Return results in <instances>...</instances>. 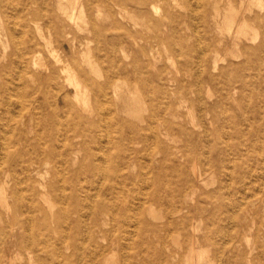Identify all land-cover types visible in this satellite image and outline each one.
I'll return each mask as SVG.
<instances>
[{"label": "rangeland", "instance_id": "1", "mask_svg": "<svg viewBox=\"0 0 264 264\" xmlns=\"http://www.w3.org/2000/svg\"><path fill=\"white\" fill-rule=\"evenodd\" d=\"M1 1L0 87L9 59L15 85L9 101L0 98V185L8 211L24 226L14 230L12 243H0L2 264H264V0H130L121 7L113 0H89L87 6L78 0L83 20L76 23L54 5L44 10L54 13L59 33L43 20H28L26 35L38 40L41 26L56 54L66 49L79 58L86 46L90 55L96 47L104 53L110 46L93 34L96 28L113 40L120 62L136 60L138 82H119L121 96L136 97L132 108L141 120L118 115L108 98L110 115L95 132L99 144L91 147L96 164L90 177L72 174L82 161L92 163L77 147L81 137L74 138L66 169L42 162L37 176L25 170L27 158L60 152L70 132L57 130L51 145L40 116L31 113L39 109L25 100L17 78L23 75L17 57L23 6ZM240 21L252 29L246 37L235 32ZM42 54L53 63L44 47ZM89 105L92 114L82 115L97 119L98 106L92 99ZM117 119L125 121L118 130ZM130 121L144 131L129 129ZM117 155L123 162L114 160ZM237 173L244 174L243 182ZM28 177L35 182L26 186ZM30 186L46 196L31 195ZM154 190L162 200L151 201ZM71 194L78 213L68 218ZM4 205L0 226L8 220Z\"/></svg>", "mask_w": 264, "mask_h": 264}, {"label": "bare ground", "instance_id": "2", "mask_svg": "<svg viewBox=\"0 0 264 264\" xmlns=\"http://www.w3.org/2000/svg\"><path fill=\"white\" fill-rule=\"evenodd\" d=\"M12 1L13 0H2L1 4L2 5L4 4V6L6 7L9 5L11 6L13 5ZM63 1H65L64 6H63ZM113 1L115 6H119V7L126 6L127 4H131L130 0H113ZM252 1H254L258 5H260L261 3L260 2L261 0H252ZM142 2L144 3L145 0H142ZM90 3L91 1L86 0L84 5L87 6ZM17 4L23 6V9H21V11L17 13L18 17H20L19 26L23 27L22 34L24 36V40L22 42V50L19 51L18 49V54H17L18 62L19 65H21L22 67L21 71L23 72V75H18L17 78L18 81L21 82L22 84V89H23L22 93H24V98L29 103V105H32L39 109V111L31 112V113L34 115L37 114L38 117L40 116L39 117L40 125L44 129V135L47 132L48 135L47 141L49 140L51 145H53L55 139L56 140L58 139V137L55 135L57 130L60 129L66 133L70 132V134L68 135L69 138H67V136L64 135L65 136L64 139L66 141L65 143H63L60 152L57 153L52 149L53 151H50L45 155L37 154V157H35L34 160L31 158L30 159L27 158L25 161L28 164L25 170L28 171L29 172L28 174L32 177L39 175L40 170L38 169V165L41 164L42 162L46 164L51 163L52 168L55 167L58 163H60L61 166L64 165L63 167L65 168L69 164V162H71L72 160L71 152L73 151V148L76 147V144H74V138L81 137V142L77 147L83 148L85 150L84 151L85 157L87 159L89 158L92 163L85 164L82 161L78 166V168L74 170V172H72V174L74 176L84 174L87 175V177H90L93 175L91 174V170H93L96 164V162H94L96 161V154H94V152L91 150V147L94 148L96 147V144H99L95 138V132L98 131L100 127H103L100 121L106 120L110 115V111L105 110L104 107V105H106L105 102L109 100L108 98L112 99L114 105L116 106L118 115L120 112H124L125 114L131 116L132 118H135L139 121L141 120L139 118L138 110L132 108L133 102L137 101L135 100L136 97L131 93L129 95L121 96L123 88H122V83L119 82L120 79H124L126 81H131V82L133 81L136 83L138 82V77L136 75V71H137L136 60L135 59L131 60L129 65L120 62L116 54V47L113 40L105 39L106 35L105 33H102L104 32V30H97L96 28L93 29L92 31L93 34L95 35L97 34L98 36L105 37L103 38L102 42H104L106 46H110V47L107 50H105L104 53H100L101 49L99 47H96L95 50L92 52V55H90V51L86 46L85 50H82L79 58H77L74 52H72L70 56H67L66 49H63L61 54H56L51 47L49 37L44 36V34L42 33L41 26L36 27L38 40L32 36L30 37L26 35L25 26L26 23H28V20H31L33 22L38 20H43L46 28L49 31H54L55 33H59V29L54 24V19H55L54 13L51 11L50 12L47 11L48 13L44 11L46 10V7H48V5H52V6L54 5L56 8L60 10L61 15H63L66 19H68L73 23H76L77 21H82L83 5L79 4L78 0H70V1L69 0H17ZM28 6H30L31 8H28ZM33 6H36L38 10H42V12L36 9H32ZM258 7L260 8V6ZM216 10L217 9H215V11ZM101 15H102L101 12L97 9V13H96L97 18H100ZM119 16L121 18H124V14H122L121 12H119ZM108 17H112V15L110 16L108 15L107 18ZM5 19L7 20L6 17ZM113 21H115V19H113ZM233 22H234L233 20L230 21L229 23L230 28ZM92 24L94 25V23ZM236 26L237 29L235 32L245 37L248 36L252 31V29H250L249 26L243 21L237 23ZM6 35L7 37L10 36L11 38H13L14 37L13 29L8 28L6 31ZM42 47L46 49L47 54L49 57L52 58L53 63L50 62L42 54ZM70 47L72 50L74 49L73 45ZM14 51H17V49L14 48L13 52H10L8 54V57L13 55ZM13 63L14 62L11 59H9L8 64L5 66V72L3 75L4 83L3 86L0 87V98L3 101L10 100V97L12 95V90L15 85L14 82L15 78L13 74H11L10 72L11 71L10 66H12ZM98 64L100 65L103 64V68H101L103 69V73H101L96 69ZM28 65L31 68H28ZM144 80H146V78H144ZM90 99H92L94 104L98 106L97 111L95 112L97 119H90L86 116H83L81 113L83 110L86 111L89 115L92 114L93 111L89 107ZM130 101H132V103H130ZM121 102L123 109L120 110L119 105L121 104ZM117 122H119V124L115 123V126L116 129L118 130L121 127L120 124H122V122L125 121L117 119ZM126 126L133 131H136L137 129H139L142 132L144 131L141 128H136L133 121L127 122ZM41 138L42 136L40 135L39 139ZM87 146L90 147L88 148ZM114 160H117V162H123L124 159L121 155L120 156L117 155L116 158L114 157ZM25 161H22V163H24ZM68 174L71 173L69 172ZM243 176L244 174L241 175L240 173H237L235 179L237 181L243 182L244 180L242 179ZM29 179L30 177L26 178L24 181L26 186H29L31 182H35V180L32 179L30 180L31 182H29ZM68 182H69L68 185L71 186L72 180ZM39 186L42 185L39 184ZM29 190L31 195L38 194L41 197L46 196L43 192L38 193L33 188V186ZM73 194L69 196V200L71 204H70V208H68L67 210L68 212L65 214L67 215L69 213L68 218L71 215L73 214L77 215L78 213V212L76 213V206L78 205V203L75 202V197ZM150 197H151L150 198L151 201L158 202L162 200L161 196H159L155 190L151 191ZM0 202L2 204H5L4 206L7 207L6 213L8 215V220L3 222V225L0 226V243L3 244H5L4 242H6V244L12 243L11 241L15 236L14 230L16 228L23 229L24 227L23 220L17 216L14 210L8 211L6 197L4 196L2 185H0ZM180 209L181 208L179 209L175 208L172 212L179 213ZM104 210H105L104 208L102 209L98 208L97 211L103 212ZM20 215L23 216L22 214ZM52 217L54 216L52 215ZM241 219L243 222L245 221L244 215L242 216ZM1 222L2 221L0 220V223ZM55 222L56 223L54 226V232L59 234L61 227L59 226L58 220H55ZM93 222L95 221L93 220ZM243 225L244 224H242V226ZM6 233H9L11 238L9 240H5L4 238V240L2 241L1 236ZM32 243L35 245L39 244L37 241L34 240L32 241ZM193 244L194 241L191 243V247H190L191 252H193V247H192ZM199 254L201 253L199 252ZM1 257L2 259L0 260V264L3 263V259L5 257L4 252L1 254ZM199 260L200 258L197 259V262H199ZM8 264H12V263L10 262ZM37 264H44V262H38Z\"/></svg>", "mask_w": 264, "mask_h": 264}]
</instances>
